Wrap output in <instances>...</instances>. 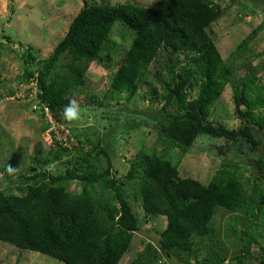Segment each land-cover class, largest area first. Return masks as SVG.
Wrapping results in <instances>:
<instances>
[{
	"label": "trees",
	"instance_id": "obj_1",
	"mask_svg": "<svg viewBox=\"0 0 264 264\" xmlns=\"http://www.w3.org/2000/svg\"><path fill=\"white\" fill-rule=\"evenodd\" d=\"M81 1L82 7L51 55L39 59L34 48L27 46L22 83H34V101L45 105L57 122L68 124L64 108L80 92L90 64L108 68L114 58L122 56L104 100L123 101L127 108L121 112H131L128 103L147 87L141 92L142 101L161 105L158 110L151 106L150 113L155 111L151 118L162 151L142 145L120 178L98 141L94 153L73 146L79 156L72 160L63 159L68 147L55 143L44 157L34 156V167L23 173H9L8 165H3L0 175L8 184L16 176V186L15 192L10 187L5 192L0 179V242L63 264H119L133 235L141 231L132 198L140 202L143 215L163 217L166 224L155 243L145 242L143 251L129 264H160L161 260L225 264L226 258L219 257L228 249L221 245L219 228L214 227L215 215L222 209L231 215L226 232L240 245L236 262L244 264L252 258V249L258 248L259 264H264V246L255 238L264 231V78L257 72L264 69V61L257 68L248 63L247 74L236 77L241 67L225 62L208 34L222 15L220 4L213 0H158L154 7ZM231 2L239 4V0ZM246 9L242 4V10ZM115 23L132 33L127 48L118 50L111 40ZM259 29L237 45L240 54L248 50ZM155 61L165 75L154 72L151 83L147 72ZM226 86L231 87L238 121L234 129L211 120ZM86 102L106 113L108 105L97 97L90 96ZM46 128L45 124L42 131ZM201 136L224 139L225 145L218 149L233 158V162L224 160L207 184L181 178L178 169L181 155ZM99 157L103 166L93 164L101 161ZM236 161L253 170L250 186L239 180ZM54 162H61L64 171L49 172L47 167ZM71 182L79 184L78 193L69 190Z\"/></svg>",
	"mask_w": 264,
	"mask_h": 264
},
{
	"label": "rangeland",
	"instance_id": "obj_2",
	"mask_svg": "<svg viewBox=\"0 0 264 264\" xmlns=\"http://www.w3.org/2000/svg\"><path fill=\"white\" fill-rule=\"evenodd\" d=\"M213 1L220 4L222 15L208 30V34L214 41L221 58L227 63L241 67L236 77H244L248 72V63L251 67L257 68L261 67L264 61V0H239V4H233L231 0ZM126 2L143 7H154L158 0H88V4L106 3L110 6ZM253 2L256 3L255 6L252 5ZM242 4L247 6L244 11ZM81 7V0H0V168L7 164L9 173H23L29 167H34L31 159L34 156L44 157L51 147L48 138L50 134L46 136L48 128L42 131L44 125H47L46 119L37 109L38 107H35L34 85L22 83L25 66L22 56L27 46L34 48L39 59H46L51 55ZM257 28L260 29L256 38L249 45L248 50L240 54L237 45ZM110 37L116 42L118 50L127 48L133 38L132 33L120 23L113 25ZM162 55L166 57L164 53ZM121 58L122 56L114 58L108 68H103L95 62L90 64L83 86L73 98L78 108V118L68 121L72 130L69 131L83 142L81 147L74 138V146L83 148L84 151H93V146L98 141L110 159L113 172L119 178L126 174L129 162L137 155L142 145L146 148L156 146L162 151L158 130L151 118L155 113L154 110H158L161 105L156 103L148 105L142 101L141 92L148 89L147 87L140 89L128 103L131 112H121L122 107L127 106L123 101L116 104L108 99L104 100L117 62ZM158 62H152L149 66L147 78L151 83L154 81L152 77L154 72L161 71ZM257 72L259 78H264V69H258ZM160 74L165 75L163 71ZM158 93L160 94L161 91L159 90ZM90 96H95L108 105L106 113L103 114V109L100 107L87 105L86 101ZM151 106L155 108L152 110L153 113H150ZM233 109L232 90L230 86H226L213 108L211 120H220L229 129H234L238 126V121ZM93 132L96 134L88 137L87 134ZM204 137H199L195 144L181 155L178 169L181 178H193L202 184H207L220 170L223 161L233 162V158L226 157L224 154L228 153L218 149L225 145L224 139L208 140ZM73 148V146L68 147L69 152L64 155V160H72L79 156ZM178 155L180 154L175 150V158H178ZM99 159L101 160L99 163L93 161V164L103 166V158L99 157ZM237 166L239 180L243 185L250 186L253 170L251 169L250 172L244 162H237ZM47 168L54 174L64 171L61 162H54ZM15 178L16 176L12 178V184H8V180L1 174L2 190L8 192L9 189L6 187H10L15 192ZM68 187L72 193L80 191L79 184L75 182H71ZM130 203L140 217L141 231L133 235L130 248L119 264H129L135 259L136 255L143 251L145 242L155 243L157 234L166 224L163 217L143 215L140 202L137 200L133 201L131 198ZM230 217L231 215L222 209L214 218V227L219 228V239L223 242L221 245L228 249L227 253H221L220 257H217L219 259L225 257V264H238L236 258L240 245L235 238L227 234L225 228V223ZM237 221L238 224L241 218L239 217ZM255 238L259 245L264 246V231L262 234L257 232ZM203 243L206 245V242ZM251 257L244 264H259L261 255L258 248L252 249ZM164 263L179 264L176 260L170 263L161 260L160 264ZM0 264L63 263L40 253L18 250L0 242Z\"/></svg>",
	"mask_w": 264,
	"mask_h": 264
},
{
	"label": "built area",
	"instance_id": "obj_3",
	"mask_svg": "<svg viewBox=\"0 0 264 264\" xmlns=\"http://www.w3.org/2000/svg\"><path fill=\"white\" fill-rule=\"evenodd\" d=\"M32 84L34 85V90L36 94L37 93L36 85L34 83ZM39 104L41 103L37 101L35 107L36 108L38 107L37 109L46 119V123L48 125L46 136L50 134V136L48 137L50 141V145L54 146L55 143H60L62 146H65V147L74 146L75 145L73 144L74 138L70 136L69 125L67 123L57 122L51 115L48 108L43 104L41 105Z\"/></svg>",
	"mask_w": 264,
	"mask_h": 264
},
{
	"label": "clouds",
	"instance_id": "obj_4",
	"mask_svg": "<svg viewBox=\"0 0 264 264\" xmlns=\"http://www.w3.org/2000/svg\"><path fill=\"white\" fill-rule=\"evenodd\" d=\"M63 116L66 120H75L78 118V108L74 102L64 108Z\"/></svg>",
	"mask_w": 264,
	"mask_h": 264
}]
</instances>
